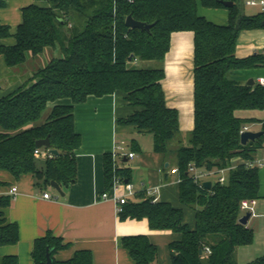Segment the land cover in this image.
I'll use <instances>...</instances> for the list:
<instances>
[{"label":"trees","instance_id":"trees-1","mask_svg":"<svg viewBox=\"0 0 264 264\" xmlns=\"http://www.w3.org/2000/svg\"><path fill=\"white\" fill-rule=\"evenodd\" d=\"M40 1L45 3L23 9L15 34L0 23V56L9 71L47 49L58 52L16 89L0 92V172L15 179L31 174L40 188L53 180L60 185L74 182L75 151L82 142L75 127V105L90 95L118 93L133 107L118 122L151 133L154 151L175 163L182 178L180 200L194 208L195 221L193 225L186 221L184 207L153 201L142 192L122 204L119 217H145L152 229L180 234L170 243L174 264H239L237 248L251 244L254 235L239 221L240 202L258 197L260 190L259 167L248 166L245 160L255 158L264 146V134L241 142L242 127L260 122L264 131V119L239 112L264 110V85L241 81L235 71L264 65V56L238 57L236 46L243 29L264 24V11L248 15L234 3L228 22L219 24L199 14L197 0ZM201 3L224 6L222 0ZM5 4L0 0V6ZM129 15L153 26L131 28L126 24ZM176 31L194 33V128L187 142L178 110L168 105L163 87L164 62ZM10 36L14 43H5ZM152 61L157 65H142ZM47 136L59 153L43 160L35 152L36 140ZM236 158L242 161L233 167ZM191 162L206 169L230 167L226 183L216 181L211 188L198 184L188 174ZM128 172L129 168L117 167L113 155H106L108 185L117 176L126 181ZM8 184L0 178V185ZM12 200L11 194L0 196V246L20 239L18 223L9 217ZM68 245L52 232L37 238L32 251L35 264H44L51 248L53 264H92L88 249L57 259L55 253ZM121 245L134 264H154L157 258L158 247L146 234L123 236ZM0 264H20L19 257L0 256ZM245 264H264V254Z\"/></svg>","mask_w":264,"mask_h":264},{"label":"crops","instance_id":"crops-1","mask_svg":"<svg viewBox=\"0 0 264 264\" xmlns=\"http://www.w3.org/2000/svg\"><path fill=\"white\" fill-rule=\"evenodd\" d=\"M5 1L6 4L0 6V23L8 24L12 34H15L23 21V9L43 2ZM197 1L200 15L219 24L228 22L230 7L225 5L207 7L201 3V0ZM231 1L239 5V8L248 15L264 11L260 4L249 5L247 0ZM248 7L256 10L248 13ZM14 41V36L4 40L7 44H12ZM44 53L51 52L47 49ZM255 53H264V24L243 29L238 39L236 46L238 57H247ZM164 67L166 75L163 79V87L167 103L177 108L180 128L186 137L194 128V33L192 31H176L172 34L171 48L167 53ZM8 72L4 58L0 56V77H4ZM260 76H264V65L235 71V77L244 82L250 78H254L257 82ZM21 82L12 83L3 92L13 91ZM2 89L1 86L0 92ZM132 111L133 107L118 93L90 95L85 101L75 105V127L82 136V142L75 151L77 178L69 185H61L64 195L54 188L50 189L51 183L43 188L36 186L31 174L15 179L6 171L0 172V178L9 182L8 185H0V196L10 194L13 186L18 188V193L13 196L9 217L18 223L20 231V239L16 244L0 246V256L14 254L19 257L20 264H35L32 255L35 240L52 232L53 235L69 243L67 247L55 253V257L59 260L72 257L77 250L88 249L93 254L92 264H134L128 252L122 247L121 239L126 235L146 234L158 247L154 264H174L170 243L178 239L180 234L170 230L152 229L145 217L121 219L117 212V204L111 198L114 192L106 181L105 157L107 154L113 155L116 145L124 142L127 146L126 152L133 151L135 155L129 157L123 153L118 154L115 159L117 167L129 168V177L126 181L133 183L135 189V195L131 197L134 198L137 193L142 192L146 196L158 197V200L184 207L186 221L191 225L194 224V208L184 205L180 200L179 184L182 178L176 170L175 163L167 159L163 153L154 151V138L151 133L140 132L131 125L118 122ZM254 111L258 112L249 115L250 117L264 119V110ZM249 126L250 130H261L260 122ZM255 126L259 129H254ZM41 149L49 148L41 147ZM38 155L43 160L47 158ZM125 157L127 160L124 159ZM255 158H264V146L257 150ZM240 161L242 160L236 158L232 166ZM259 175L260 190L256 197L255 215H251L246 224L253 230V241L251 244L237 248L236 256L239 264H245L264 254V166L259 167ZM213 176L215 179L210 176L206 180L216 182L217 176ZM106 191L110 196L103 198L102 193ZM44 192L50 193L51 197H44ZM126 192L125 186L122 185L118 193Z\"/></svg>","mask_w":264,"mask_h":264},{"label":"built area","instance_id":"built-area-1","mask_svg":"<svg viewBox=\"0 0 264 264\" xmlns=\"http://www.w3.org/2000/svg\"><path fill=\"white\" fill-rule=\"evenodd\" d=\"M247 4L249 5H258L260 4L262 6V9L264 10V0H247ZM264 56V53H263ZM257 82L261 85H264V76H260L257 79ZM1 89V85H0ZM250 130L249 125H244L241 129V134L245 131ZM127 146L125 145L124 142L119 143L116 145L114 151H113V156L116 157L118 154H127L129 157H133L135 155V152L130 151L126 152ZM37 154H41L44 157H50L53 154L49 151V149L43 150L41 148H38L35 150ZM245 163L248 164V166L251 167H261L264 166V158L258 159V158H253L249 160H245ZM234 167V166H233ZM230 167L228 168H223V169H206L204 167H199L197 166L194 162L189 163L188 167V174L193 177L195 182L198 184H202L206 179H208L210 176L216 175L217 176V182L224 184L227 181V171H229ZM177 170V169H176ZM213 184V182H212ZM124 185L127 192L124 194H119V190L121 186ZM111 189L113 190V196L111 198L114 199V201L117 204V212L122 211V204L128 201V199L135 195V189L133 183L129 181H124L122 180L119 176L115 177L112 184H111ZM18 193V188L16 186H13L10 189V194L12 196L16 195ZM103 198H108L110 196L109 192H103L102 193ZM44 197L50 198L51 195L48 192H44ZM158 197H153V201H157ZM257 204V198L251 197V198H244L240 202V209L241 211L245 214L246 212H251V215H255V207ZM207 252L210 253L211 249L209 246L205 247Z\"/></svg>","mask_w":264,"mask_h":264},{"label":"water","instance_id":"water-1","mask_svg":"<svg viewBox=\"0 0 264 264\" xmlns=\"http://www.w3.org/2000/svg\"><path fill=\"white\" fill-rule=\"evenodd\" d=\"M222 3L225 5V6H228V7H231L234 3L233 1L231 0H222ZM126 24L131 27V28H142V29H150L153 24H149L147 22H143V21H140V20H136L132 15H129L127 17V20H126ZM248 84H254L255 83V79L254 78H250L248 81H247ZM264 134V131L263 130H258V131H254V130H248V131H245L241 134V142L243 144H246L248 143L249 141H254L256 140L257 138H259L260 136H262ZM36 145L41 148V147H47L49 148V151L52 153V154H55L57 155L59 152L57 149L55 148H52L51 147V142H50V138L49 136L45 137V138H40L38 140H36ZM125 160H127V158L125 157L124 158ZM203 186L205 188H211L212 186V181L211 180H206L204 181L203 183ZM51 185L61 194V195H64V191L62 190V187L61 185L56 182V181H51ZM251 217V212H246L244 215L241 216L240 218V222L242 224H247L248 223V220L249 218ZM54 249L51 248V249H48V252H47V260L45 261L44 264H53V258H52V251ZM203 250H200V253H202Z\"/></svg>","mask_w":264,"mask_h":264},{"label":"rangeland","instance_id":"rangeland-1","mask_svg":"<svg viewBox=\"0 0 264 264\" xmlns=\"http://www.w3.org/2000/svg\"><path fill=\"white\" fill-rule=\"evenodd\" d=\"M43 3H45V2H42V4ZM254 10H256V8L248 7L247 12L252 13V11H254ZM49 51L51 53H43L42 55H39L37 57L30 58L23 65H19V66L15 67L14 69L13 68L10 69V71L8 72L7 75H5L4 77H0V84H2L1 86L3 88L1 91L2 92L6 91L7 87L16 81H24L32 73L33 70H35L40 65H44L45 63H47L53 56L58 55V52L54 51L51 48L49 49ZM146 64H148L149 66H152V67L157 65V63L155 61H152V63H145L142 65H146ZM257 112L258 111H254V110H245V111H240L239 114L249 116L252 114H256ZM46 115H47V112L44 114L43 119L46 117ZM254 129H259V127L255 126ZM188 135L186 137L183 135L185 137L184 139H186L188 137ZM185 142H187V139L185 140ZM210 178L215 179V176H211ZM49 188L53 189L54 187L52 185H50ZM242 263H245V262H242Z\"/></svg>","mask_w":264,"mask_h":264}]
</instances>
